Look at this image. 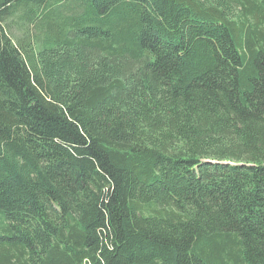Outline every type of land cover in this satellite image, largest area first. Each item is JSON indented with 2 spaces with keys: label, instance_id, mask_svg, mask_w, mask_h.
<instances>
[{
  "label": "trees",
  "instance_id": "obj_1",
  "mask_svg": "<svg viewBox=\"0 0 264 264\" xmlns=\"http://www.w3.org/2000/svg\"><path fill=\"white\" fill-rule=\"evenodd\" d=\"M0 264H264V0H0Z\"/></svg>",
  "mask_w": 264,
  "mask_h": 264
},
{
  "label": "rangeland",
  "instance_id": "obj_2",
  "mask_svg": "<svg viewBox=\"0 0 264 264\" xmlns=\"http://www.w3.org/2000/svg\"><path fill=\"white\" fill-rule=\"evenodd\" d=\"M18 28V27H17ZM16 29V28H15ZM17 31H19V30H17ZM20 33V32H19Z\"/></svg>",
  "mask_w": 264,
  "mask_h": 264
}]
</instances>
